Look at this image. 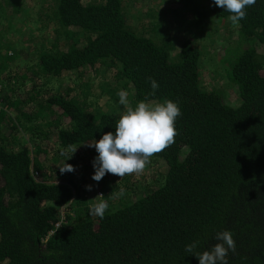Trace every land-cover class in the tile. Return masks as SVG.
Masks as SVG:
<instances>
[{
    "label": "trees",
    "instance_id": "1",
    "mask_svg": "<svg viewBox=\"0 0 264 264\" xmlns=\"http://www.w3.org/2000/svg\"><path fill=\"white\" fill-rule=\"evenodd\" d=\"M165 2L182 24L178 32L189 35L178 46L161 24H150V36L134 30L125 0H35L50 7L45 17L55 28L51 46L37 52L34 79L102 73L106 110L71 89L46 96L39 93L43 86L33 95L14 87L6 93L8 87L0 85V264H198L185 245L197 240L194 251L202 252L225 229L236 243L229 264H264V0L246 9L235 47L218 51L229 85L239 92L236 106L222 92L204 89L203 52L192 40L208 30L210 42L213 33L224 35L230 14L211 0ZM21 7L18 0H0V32L15 26ZM16 52L14 44L0 60L3 79L23 49ZM149 77L159 83L154 96ZM120 89L128 92L129 105L172 99L182 115L174 142L147 164L164 166L160 179L137 195L127 176L114 187L104 177L95 182L93 192L103 193L109 204L101 219L88 215L93 202L78 182V164H85L89 149L83 143L115 131L123 110ZM81 94H91L88 82ZM23 133L29 139L19 143ZM50 141L57 145L51 161ZM65 160L75 171L60 175Z\"/></svg>",
    "mask_w": 264,
    "mask_h": 264
},
{
    "label": "rangeland",
    "instance_id": "2",
    "mask_svg": "<svg viewBox=\"0 0 264 264\" xmlns=\"http://www.w3.org/2000/svg\"><path fill=\"white\" fill-rule=\"evenodd\" d=\"M21 2L23 10H27V14L22 13L23 10L18 14V19H14L15 26L12 27L10 31L2 30L0 32V60L3 62V54L8 51H14V44L17 47V51L23 49V52L18 54L14 61L8 64V70L11 72V75L3 79L0 76V85L3 87H8L6 93H9V90L13 88L18 94H24L26 92L34 93L37 92L38 87L43 89L39 92L41 94L50 93H65L72 90V94H75L80 100H86L90 102L89 105L95 104L96 107L103 106L106 110L105 98L100 96V84L105 79L104 74L102 73H85L79 77L74 72H64L60 77L56 78H36L33 76L31 71L32 65L36 62L37 52L43 46L45 49L51 46L53 39L54 24H47L48 19L45 17L50 13V7H47L46 4L42 8L43 4L40 3L39 6L35 5V0H18ZM84 2H89L93 0H83ZM100 1V0H99ZM166 0H125V4L130 9V14L134 16V20L128 19L127 23L133 27L138 33L142 32L150 36L151 23L161 24L162 32L163 30H169V38L173 41V45L178 46L182 40L189 38V35L179 33V27L182 26L178 21L170 16L171 5L165 2ZM182 10V9H181ZM150 14V15H148ZM185 19L190 20L192 17L190 14H184ZM181 19V17H178ZM37 20L39 22H37ZM229 26H223L224 35L212 34L211 38L213 42L208 41V32L206 34L196 35L192 37V40L196 41V45L200 46L202 49V57L200 60V79L204 89L206 90H216L222 92L225 97V102L230 106H236L239 104L238 98V89L235 86H230L225 75L223 67L219 64V53L222 47L234 48L236 45V26L228 23ZM47 26V27H46ZM210 29V28H209ZM183 32V31H181ZM165 34V33H164ZM155 42H159L156 38ZM8 43V45H7ZM11 45V46H10ZM219 51V53H218ZM217 53V56H214V53ZM15 54V55H17ZM214 56V57H213ZM21 75L25 76L23 80H17ZM79 78V79H78ZM7 79L9 80L7 82ZM13 82V83H12ZM88 82L91 86V94L83 96L81 94L82 84ZM29 107H33L30 105ZM16 115V114H15ZM28 140V134L23 133L19 140L24 143V140ZM10 144L13 145L14 138H10ZM26 142V141H25ZM51 142V141H50ZM51 146L48 151L47 159L51 161L56 156L57 145L55 142H51ZM85 164L79 163V176L78 182H82V192L89 198L88 200L95 203L93 200L98 195H103L101 192H93L95 189V181L91 179L93 174L92 161L93 158L97 155L94 148L84 149ZM58 165L56 164V167ZM165 172L164 166L162 164H150L146 165L145 169L139 174H128L125 175L128 178V181L137 192H141L146 186H150L153 179H160L161 175ZM58 174H62L60 169ZM125 176L123 178H125ZM114 174H106L104 180L109 184L108 186H119L123 185L124 179ZM118 182V183H117ZM92 185L93 190L87 191L85 186ZM85 190H84V188ZM135 196V194H132ZM66 210L64 209V212Z\"/></svg>",
    "mask_w": 264,
    "mask_h": 264
},
{
    "label": "clouds",
    "instance_id": "3",
    "mask_svg": "<svg viewBox=\"0 0 264 264\" xmlns=\"http://www.w3.org/2000/svg\"><path fill=\"white\" fill-rule=\"evenodd\" d=\"M256 3L257 0H211L213 6L223 8L230 14L228 19L234 26L240 25L247 15L246 9ZM148 82L151 85V95L154 96L159 89V83L152 77L148 78ZM117 96L123 110L116 121L115 131L104 133L94 142L82 144L94 148L97 153L92 161L94 171L91 176L97 183L106 174L124 177L141 173L154 154L174 142L177 135L175 122L182 115L178 102L172 99L151 102L145 98L137 101L135 105H129L126 90H118ZM76 149H73V153ZM66 160L64 166L60 167L62 174L75 171L74 166L66 163ZM85 188L87 191L93 190L92 185H86ZM123 192L124 189L121 188L120 194ZM93 200L96 202L90 206L88 215L102 219L109 208L108 201L102 194ZM215 239L218 242L202 252L194 251L199 244L197 240L185 245V251L195 255L198 264H229V252L234 253L236 250L233 232L228 229L218 231Z\"/></svg>",
    "mask_w": 264,
    "mask_h": 264
},
{
    "label": "built area",
    "instance_id": "4",
    "mask_svg": "<svg viewBox=\"0 0 264 264\" xmlns=\"http://www.w3.org/2000/svg\"><path fill=\"white\" fill-rule=\"evenodd\" d=\"M62 219H63V210L61 211V220L55 225V229H57V227H59ZM52 234H53V231L49 235H52Z\"/></svg>",
    "mask_w": 264,
    "mask_h": 264
}]
</instances>
